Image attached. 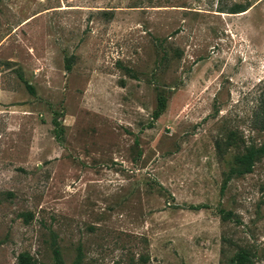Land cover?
Returning <instances> with one entry per match:
<instances>
[{
  "label": "rangeland",
  "instance_id": "1",
  "mask_svg": "<svg viewBox=\"0 0 264 264\" xmlns=\"http://www.w3.org/2000/svg\"><path fill=\"white\" fill-rule=\"evenodd\" d=\"M261 125L264 0H0V264H264Z\"/></svg>",
  "mask_w": 264,
  "mask_h": 264
},
{
  "label": "trees",
  "instance_id": "2",
  "mask_svg": "<svg viewBox=\"0 0 264 264\" xmlns=\"http://www.w3.org/2000/svg\"><path fill=\"white\" fill-rule=\"evenodd\" d=\"M245 10H246V7L242 5H233L232 7L228 9L227 13L228 14H238V13L244 12ZM66 69H68V67ZM26 88L29 93H32L31 87L26 86ZM164 105H165V101L162 99H158L156 107L151 115L152 122L155 121L161 115L164 109ZM53 122L55 124V121ZM147 128H151V123L147 125ZM260 128L262 131H264V125H261ZM230 136L231 134H229L226 139L225 145L227 146H228ZM214 148H215L216 154L219 156L220 147L217 142L214 144ZM263 155H264V145L260 146L259 148H253V147L246 148L244 153L236 155L233 158L232 165L228 168L227 172L224 175V179L222 181V187L225 186V184L231 177H239L245 174H249L252 170V167L255 161ZM189 208L191 210H200L202 208H205V206L197 205V206H189ZM218 214L222 220L228 219L230 215V213H227L223 210H218ZM53 259H54V264H63L62 260L60 259L57 249L53 250ZM250 262H251L250 258L246 252L238 251L231 257L228 264H251ZM17 263L18 264H34L26 254H20L17 258Z\"/></svg>",
  "mask_w": 264,
  "mask_h": 264
}]
</instances>
